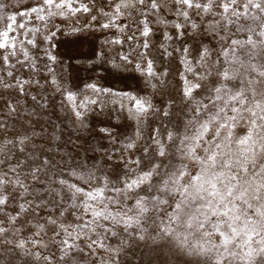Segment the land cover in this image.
<instances>
[{
  "label": "rangeland",
  "instance_id": "1",
  "mask_svg": "<svg viewBox=\"0 0 264 264\" xmlns=\"http://www.w3.org/2000/svg\"><path fill=\"white\" fill-rule=\"evenodd\" d=\"M68 2L60 16V0L47 8L44 0H0V264H211L210 253L194 249L199 233L183 244V227L164 230L167 207L151 208L142 226L125 223L123 213L136 209L123 182L144 148L156 155L155 137L167 146L165 158H157L159 175L140 195L151 198L179 166L183 137L170 143L166 133L184 132L221 70L227 88L264 115L255 108L264 105V0ZM199 75L205 91L190 100L181 94L183 78L198 82ZM69 91L77 105L87 97L88 107L73 108ZM133 97H150L152 109L137 117ZM237 147L250 186L249 220L258 221L264 151L255 137ZM102 173L110 177L103 196L82 199L77 188H91ZM233 251L230 264H264L255 239Z\"/></svg>",
  "mask_w": 264,
  "mask_h": 264
},
{
  "label": "snow or ice",
  "instance_id": "2",
  "mask_svg": "<svg viewBox=\"0 0 264 264\" xmlns=\"http://www.w3.org/2000/svg\"><path fill=\"white\" fill-rule=\"evenodd\" d=\"M53 5L54 0H44L45 8ZM70 6L68 0L64 4H61L60 0L59 15L63 16V9ZM81 7L85 11L88 10L83 4ZM33 9L35 12L39 11V8ZM92 18L96 19L95 16ZM104 26L108 27V25ZM148 32L144 34L147 35ZM203 53L207 54L204 48ZM91 56H95V51ZM187 71L191 74L197 73L192 66H189ZM153 72V62L149 61L147 73L152 75ZM194 80L198 82H189L187 76L183 78L181 94L190 100L205 91L204 77L199 75ZM228 82L229 76L221 70L218 78L213 82L207 103L203 100L195 102L184 132L175 130L166 133V139L170 143L174 142L177 136L183 137L179 148L181 160L179 166L174 167L167 174V179L150 194L151 198L148 194L141 196L140 193L145 192L146 188L156 180L159 175L157 158L163 160L167 150V146L156 137L153 138L154 144L157 145L156 155H151L152 149L144 148L143 156L131 161L134 165L133 174L125 173L123 182L129 190L128 193L134 194L133 205L136 209L135 212L129 209V213L132 214L123 213L125 223L142 226L143 218L151 208L167 207V223L163 225L164 230L172 233L183 227L184 230L177 233L183 244H187L190 236L199 233L194 249L205 254L210 253L213 258L211 264H230V257L237 255L233 251L236 243L247 248L255 239L264 250V204L254 209L259 220H249V215L253 212L248 197L250 186L246 181H242V174L247 172V168L244 164V153L237 147V145H247L255 137L260 141L261 151H264V115L257 117L252 107H246L247 100L244 93L229 90ZM91 87L95 88V85ZM68 99L73 101V108L88 107L87 97L77 105L74 93L69 91ZM132 99L137 117L148 113L153 107L150 97ZM255 108L264 113V105L259 102L256 103ZM245 113L249 114L248 123L241 127L240 122L246 118ZM75 115L83 117L84 113L77 110ZM154 132L157 136L159 129H154ZM136 135H140L139 129L136 130ZM127 147L135 149L136 142L129 140ZM72 175H82V170H74ZM102 181L106 185L110 182V177L102 173L91 188L87 185L84 188H77V191L83 194L81 198L94 200L95 193L103 196ZM256 199L259 200V197L257 196ZM242 223L243 229L240 227Z\"/></svg>",
  "mask_w": 264,
  "mask_h": 264
}]
</instances>
